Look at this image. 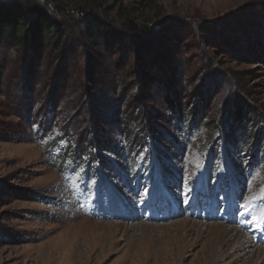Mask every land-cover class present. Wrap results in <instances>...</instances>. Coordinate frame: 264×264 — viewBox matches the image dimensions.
<instances>
[{"label":"rangeland","instance_id":"374dc122","mask_svg":"<svg viewBox=\"0 0 264 264\" xmlns=\"http://www.w3.org/2000/svg\"><path fill=\"white\" fill-rule=\"evenodd\" d=\"M58 4L63 56L0 38V264H264V0Z\"/></svg>","mask_w":264,"mask_h":264},{"label":"trees","instance_id":"16d2710c","mask_svg":"<svg viewBox=\"0 0 264 264\" xmlns=\"http://www.w3.org/2000/svg\"><path fill=\"white\" fill-rule=\"evenodd\" d=\"M27 2L26 5L9 3L0 6V38H5L17 50L27 49L31 44H35L41 48L43 55L51 52L52 54H56V56H63V45L66 42L67 35L65 31L58 27L56 21L53 22L50 20L46 13L50 10L52 15L59 16L58 0H29ZM80 12L86 13L88 11L80 10ZM118 12L119 18L124 19L125 13L121 10ZM62 13L66 16V22L74 20V16L70 14L68 16L66 11ZM83 34L85 33L82 31L80 35L83 36ZM254 130L258 134L260 127L256 126ZM44 132H51V129H45ZM63 136L61 138L68 139V135L64 134ZM151 136L153 135L151 134ZM87 141L92 143V147H89L88 151L84 148L88 145H85L82 148L75 147L73 152L69 150L65 152L69 154H77L78 152V160L87 157L91 163H96L98 166L100 164L101 167L105 165L104 159L100 156L101 153L116 155L118 157H128L126 152L123 156L122 151L116 148L115 143L106 141L103 137H94L92 135L90 139L87 138ZM135 141L133 143L134 145L136 143ZM79 148L80 150H78ZM136 151L138 149L130 151L129 155H132ZM92 154L93 157H91Z\"/></svg>","mask_w":264,"mask_h":264},{"label":"bare ground","instance_id":"6f19581e","mask_svg":"<svg viewBox=\"0 0 264 264\" xmlns=\"http://www.w3.org/2000/svg\"><path fill=\"white\" fill-rule=\"evenodd\" d=\"M213 231H219L221 236L226 238L227 241H231L232 239L233 240L235 239V244L237 245V249H246L249 243H252L249 237L241 235L239 234L238 231H234L233 229L224 228L223 226H214ZM263 257H264V250L263 251L259 250L257 253V258H263Z\"/></svg>","mask_w":264,"mask_h":264},{"label":"snow or ice","instance_id":"6c2138e0","mask_svg":"<svg viewBox=\"0 0 264 264\" xmlns=\"http://www.w3.org/2000/svg\"><path fill=\"white\" fill-rule=\"evenodd\" d=\"M191 190V189H190ZM184 195H187V193H185ZM237 212H239V208L237 209Z\"/></svg>","mask_w":264,"mask_h":264}]
</instances>
